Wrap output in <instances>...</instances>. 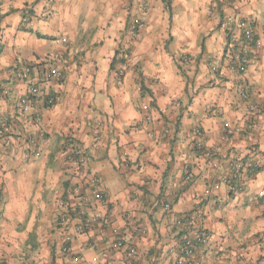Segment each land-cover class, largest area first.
I'll return each mask as SVG.
<instances>
[{"label":"crops","instance_id":"crops-1","mask_svg":"<svg viewBox=\"0 0 264 264\" xmlns=\"http://www.w3.org/2000/svg\"><path fill=\"white\" fill-rule=\"evenodd\" d=\"M168 1L167 12L162 0H0V89L10 94L0 99V264H128L106 245L115 233L134 264H184L177 219L197 212L207 242L191 264H264V111L250 131L239 96L264 102V0ZM226 20L249 21L261 44L243 74L230 68ZM60 59L61 80H43ZM18 64L30 68L22 80ZM30 86L43 97L22 115L16 101ZM224 124L241 132L225 139ZM196 128L215 169L192 150ZM231 161L242 166L237 192L220 182ZM88 176L104 203L87 211L109 221L77 233Z\"/></svg>","mask_w":264,"mask_h":264},{"label":"built area","instance_id":"built-area-1","mask_svg":"<svg viewBox=\"0 0 264 264\" xmlns=\"http://www.w3.org/2000/svg\"><path fill=\"white\" fill-rule=\"evenodd\" d=\"M143 8H146V5H143ZM142 27L141 22L139 20H134L130 26L131 33L134 34L136 31ZM225 27L230 35V42L234 46L232 60L233 64H230V68L234 70L238 74H243L246 72L248 65L252 60V51L260 49V42L256 39L252 24L246 20H226ZM128 55V54H127ZM127 55H122V66L116 70L117 76H122L124 74L125 63L127 60ZM189 57H185L182 59V63H189ZM60 65L54 64L50 65L48 69H46L42 73L43 80L47 81H58L61 80L63 76V66L64 60L60 59L58 61ZM30 73V68L28 65H15L14 70V78L16 80H22L27 74ZM239 96L242 100L247 102V109L249 112V123L248 129L250 131L255 130L257 128V122L255 120L256 116L264 111V102L261 104L252 103L248 101V95L246 92L241 91ZM43 94L34 86H30L28 89V95H25L19 98L16 101V106L19 109L20 114L26 115L29 113L33 99L42 98ZM0 99L10 100V94L8 89L2 88L0 89ZM44 103L46 106L53 105V100L48 98L44 99ZM147 120V119H146ZM225 136H229L231 134H239L241 130L236 127H231L228 124H224ZM2 130L0 129V135L2 134ZM192 150L196 151L201 155L205 160L210 161L211 168L215 169L218 167V163L213 158V152L205 149L203 145V137L202 132L199 129H195L193 132V140H192ZM69 159H74L73 162L75 165L79 166L83 162V155L78 149H72L70 153L67 155ZM126 166L129 167L128 164ZM134 170H138L141 165L139 163H135L132 165ZM247 170L252 171L254 166L248 165L246 166ZM242 166L238 165L237 162L231 161L228 164V174L224 177H221L220 182L226 186L228 192H237L241 190L239 185V179L241 176ZM185 180L190 181V174L188 171L185 172ZM219 182L214 184L213 189L219 188ZM85 188L89 189L93 195L90 197L89 195H79V206L78 210L75 211V220L76 226L75 231L77 233L87 231L93 227H97L98 229L104 228L108 224V217L106 214H102L99 211L88 213L87 209L91 204V200L98 201L101 205L104 203V198L102 194V190L100 187V180L97 177H86L85 178ZM258 197L264 200V191L259 192ZM168 209V206L165 208ZM69 219L68 214H63L61 216V228L64 229V223ZM201 215L197 213L188 214L180 216L177 219V225L182 228L185 232V237L183 238L181 253L183 256L184 264H191L193 258L200 247H202L207 242V236L202 229L201 226ZM63 242L60 248V252L62 254H68L70 251L68 249V241L69 238L65 235L63 237ZM108 248L112 250H121L125 249L129 262L128 264H134L137 260L136 250L132 246H128L123 237L113 234V239L106 242Z\"/></svg>","mask_w":264,"mask_h":264},{"label":"trees","instance_id":"trees-1","mask_svg":"<svg viewBox=\"0 0 264 264\" xmlns=\"http://www.w3.org/2000/svg\"><path fill=\"white\" fill-rule=\"evenodd\" d=\"M162 2H163L164 9L168 12L169 11V1L168 0H162ZM185 235H183V236H185ZM182 242H183V240H182Z\"/></svg>","mask_w":264,"mask_h":264}]
</instances>
